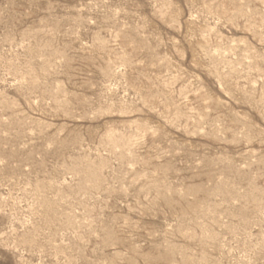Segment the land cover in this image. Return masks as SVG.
<instances>
[{
    "label": "rangeland",
    "instance_id": "1",
    "mask_svg": "<svg viewBox=\"0 0 264 264\" xmlns=\"http://www.w3.org/2000/svg\"><path fill=\"white\" fill-rule=\"evenodd\" d=\"M0 264H264V0H0Z\"/></svg>",
    "mask_w": 264,
    "mask_h": 264
}]
</instances>
